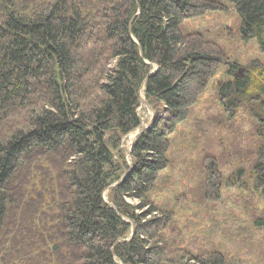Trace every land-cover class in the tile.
Here are the masks:
<instances>
[{
  "label": "trees",
  "instance_id": "1",
  "mask_svg": "<svg viewBox=\"0 0 264 264\" xmlns=\"http://www.w3.org/2000/svg\"><path fill=\"white\" fill-rule=\"evenodd\" d=\"M225 1L240 39L264 52V0ZM226 3L0 0V264L226 263L179 246L173 211L148 198L171 134L221 66L217 105L232 123L251 121L253 145L235 147L242 129L203 154L204 196L218 198L221 167L238 162L230 179L248 174L264 198V63L230 60L184 27ZM140 90L156 124L136 136L128 165L121 145L141 125Z\"/></svg>",
  "mask_w": 264,
  "mask_h": 264
},
{
  "label": "rangeland",
  "instance_id": "2",
  "mask_svg": "<svg viewBox=\"0 0 264 264\" xmlns=\"http://www.w3.org/2000/svg\"><path fill=\"white\" fill-rule=\"evenodd\" d=\"M221 1L226 3L225 0ZM226 7L223 11H208L189 21L184 27L200 31L218 42L230 60L243 65L255 59L264 63V52L259 51L256 42H244L240 39L239 19L234 7L229 3H226ZM220 69L216 80L192 108L189 116L171 134L167 164L149 189L148 198L158 208L173 211L171 223L179 226L183 232L182 238L176 241L182 248L190 249L193 253L219 251L225 257V264H264V198L249 192L254 186L253 179L244 173L230 179L238 164L232 162L226 170L219 168L223 171V178L218 198L206 199L201 186L200 160L204 153L208 154L207 151L213 150L218 153L220 143L227 147L236 144L235 147L241 150L247 147V142L253 145L249 136L251 121L237 114L232 123L224 118L217 105L215 89L222 80L226 67L221 66ZM137 112L141 117L139 128L146 126L153 113L142 103ZM164 114V111L159 113L161 117ZM137 129L122 140L121 147L126 152L128 165L129 151ZM242 129V136L245 138L247 134L248 139L240 144L229 143V133L234 134L236 131L239 135L236 140L240 141ZM242 155L244 158H251L249 155ZM234 180L236 183L232 182ZM129 201L135 203L134 199ZM144 211L146 209L139 213Z\"/></svg>",
  "mask_w": 264,
  "mask_h": 264
},
{
  "label": "water",
  "instance_id": "3",
  "mask_svg": "<svg viewBox=\"0 0 264 264\" xmlns=\"http://www.w3.org/2000/svg\"><path fill=\"white\" fill-rule=\"evenodd\" d=\"M142 87H143V84L141 86V90H142ZM140 90V102L145 105L153 114H152V117L151 119L149 120V123L146 125V126H143V127H140L138 128L135 133H134V137H136L139 133L143 132L144 130H148L150 128L153 127L154 123L156 122L155 120V114L152 110V108L150 107V105L146 102V100L144 99L143 95H142V91ZM135 139V138H134ZM134 141L132 142V145H133ZM112 151V150H111ZM130 171V170H129ZM128 171V172H129ZM128 172H126L123 176H125Z\"/></svg>",
  "mask_w": 264,
  "mask_h": 264
},
{
  "label": "bare ground",
  "instance_id": "4",
  "mask_svg": "<svg viewBox=\"0 0 264 264\" xmlns=\"http://www.w3.org/2000/svg\"><path fill=\"white\" fill-rule=\"evenodd\" d=\"M131 138H132V135H131Z\"/></svg>",
  "mask_w": 264,
  "mask_h": 264
}]
</instances>
